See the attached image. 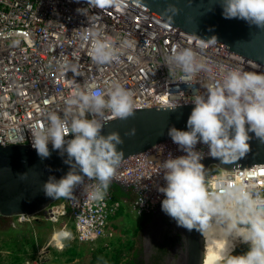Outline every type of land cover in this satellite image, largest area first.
<instances>
[{"label":"built area","instance_id":"1","mask_svg":"<svg viewBox=\"0 0 264 264\" xmlns=\"http://www.w3.org/2000/svg\"><path fill=\"white\" fill-rule=\"evenodd\" d=\"M85 31L106 37L119 58L105 64L93 61L89 44L78 38ZM123 39L133 41L134 47L120 54ZM174 47L193 48L202 58L226 67L264 72L263 63L192 35L130 0H104L100 8L89 0H0V144L31 146L30 128L43 124L47 111L62 110L64 100L78 89L106 96L121 84L132 97L133 110L193 104L195 94L206 92L204 80L197 77L189 87L178 70L169 71L165 57ZM116 118L110 113L104 117L106 122ZM195 148L207 155V145L198 143ZM184 154L170 138L120 162L112 180L135 193L132 212L143 216L158 208L164 198L159 189L166 186L161 163ZM85 183L96 182L85 177ZM205 183L213 193L232 184L264 197V163L231 170L211 168ZM120 207L109 188L102 200H91L78 185L70 198L61 197L40 213L46 221H63L59 229L63 246L66 240H110V217ZM35 217L20 214L12 222L23 224Z\"/></svg>","mask_w":264,"mask_h":264},{"label":"clouds","instance_id":"2","mask_svg":"<svg viewBox=\"0 0 264 264\" xmlns=\"http://www.w3.org/2000/svg\"><path fill=\"white\" fill-rule=\"evenodd\" d=\"M220 3L225 18L243 19L264 29V0ZM89 4L100 8L104 0H89ZM167 11L175 14L177 9L170 6ZM78 38L89 44L88 52L97 64L119 58L111 42L96 31H85ZM208 40L211 43L212 37ZM132 47L133 41L123 39L119 53ZM165 64L170 72L178 70L181 81L189 87L197 77H203L206 92L191 99L194 107L186 122L187 130L175 126L168 129L172 142L185 154L170 156L161 163L166 181V186L159 189L164 194L161 209L178 226L227 240L221 250L223 264H264V197L243 185L225 184L219 194L210 192L201 163L204 153L195 148L198 143L207 145V155L226 164L249 151L253 136L264 142V72L208 61L190 47L171 49ZM70 70L75 74V67ZM64 105L60 111L44 113V123L30 128L31 147L41 159L57 151L69 166L58 179L50 175L41 190L53 199L70 198L74 188L83 185L87 199L102 200L123 157L118 150L123 144L120 133H102L107 125L104 117L106 113L121 119L131 116L132 97L124 86L116 84L106 96L99 91L78 89L64 100ZM69 134L71 138L66 139ZM134 134L135 129L125 133ZM85 177L96 183L86 184ZM230 237L248 243L249 250L243 255H232Z\"/></svg>","mask_w":264,"mask_h":264},{"label":"water","instance_id":"3","mask_svg":"<svg viewBox=\"0 0 264 264\" xmlns=\"http://www.w3.org/2000/svg\"><path fill=\"white\" fill-rule=\"evenodd\" d=\"M146 8L151 14L164 19L192 35L208 40L264 64V29L250 25L243 19L225 18L222 15L220 0H130ZM174 6L173 14L167 11ZM194 104L158 106L133 110L126 119L116 118L102 129L103 134L118 131L123 144L118 150L123 152L124 160L152 148L167 139L168 129L175 126L187 130L186 122ZM135 129L134 135H125ZM251 135V134H250ZM67 138H71V135ZM250 149L242 157L226 164L205 155L201 163L205 167V177L211 168L231 170L264 163V142L256 137L249 141ZM51 149V145H49ZM69 166L57 151H52L46 159H41L35 149L26 144H0V216L14 219L20 214L35 215L58 201L45 196L42 184L50 175L57 179L66 174ZM23 177V178H22ZM110 183L120 184L111 180ZM121 185V184H120ZM158 211L165 213L158 206ZM180 230L184 246L176 264H203L205 254L204 234L198 229ZM60 264H86L81 261Z\"/></svg>","mask_w":264,"mask_h":264},{"label":"rangeland","instance_id":"4","mask_svg":"<svg viewBox=\"0 0 264 264\" xmlns=\"http://www.w3.org/2000/svg\"><path fill=\"white\" fill-rule=\"evenodd\" d=\"M150 215L146 214L144 220L148 221ZM110 219L114 226L113 237L93 244L108 245L110 241H115L118 237L130 238L135 244L138 233L142 231L139 216L124 204L117 215H112ZM45 222L50 224L45 226ZM9 223L12 225L0 223V264H50L49 261L55 257H58V261L54 264H60L64 263L65 256L61 253L67 247L82 244L74 240H66L64 245L60 246V224L44 220L41 213L36 214L31 222L13 225L12 219H9ZM39 224H42V227ZM249 247L248 243H238L231 254L243 255Z\"/></svg>","mask_w":264,"mask_h":264},{"label":"flooded vegetation","instance_id":"5","mask_svg":"<svg viewBox=\"0 0 264 264\" xmlns=\"http://www.w3.org/2000/svg\"><path fill=\"white\" fill-rule=\"evenodd\" d=\"M144 218L139 216L142 231L135 239L128 264H176L182 257L184 240L172 217L156 209L148 221Z\"/></svg>","mask_w":264,"mask_h":264},{"label":"trees","instance_id":"6","mask_svg":"<svg viewBox=\"0 0 264 264\" xmlns=\"http://www.w3.org/2000/svg\"><path fill=\"white\" fill-rule=\"evenodd\" d=\"M108 188L112 191L114 198L121 202V207L124 204L131 206V202L135 197V193L131 189H126L117 183H110ZM9 219V217L0 216L1 225L7 223V226H11ZM49 224L45 222L44 225ZM39 226L42 227V224H39ZM112 227L114 228L113 224ZM133 246L134 242L130 238L118 237L115 241H110L108 245L93 243H82L80 246L72 245L67 247L61 254L65 256L64 262H73L78 259V261H83L86 264H121L122 262V264H128L131 261L130 252ZM247 251L245 250L244 253ZM124 259L125 261H123ZM57 261L58 257H55L49 263L54 264Z\"/></svg>","mask_w":264,"mask_h":264},{"label":"bare ground","instance_id":"7","mask_svg":"<svg viewBox=\"0 0 264 264\" xmlns=\"http://www.w3.org/2000/svg\"><path fill=\"white\" fill-rule=\"evenodd\" d=\"M204 239H205V254H204L203 264H221V262H223V257L221 256V250L224 249L228 241L224 239L211 237L207 232L204 234ZM229 240L231 241L232 244L231 253L233 252L234 248L238 243H243L238 238L233 239L230 237Z\"/></svg>","mask_w":264,"mask_h":264},{"label":"crops","instance_id":"8","mask_svg":"<svg viewBox=\"0 0 264 264\" xmlns=\"http://www.w3.org/2000/svg\"><path fill=\"white\" fill-rule=\"evenodd\" d=\"M58 224H60V226H62L63 221L58 222ZM68 229L73 231L74 230V226L71 223H69ZM75 261H77V260H75Z\"/></svg>","mask_w":264,"mask_h":264}]
</instances>
